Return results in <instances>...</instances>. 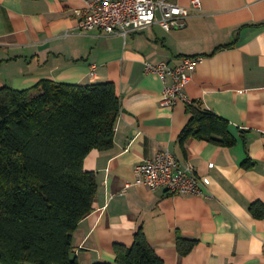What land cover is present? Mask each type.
Instances as JSON below:
<instances>
[{
  "label": "crops",
  "instance_id": "0c3cea01",
  "mask_svg": "<svg viewBox=\"0 0 264 264\" xmlns=\"http://www.w3.org/2000/svg\"><path fill=\"white\" fill-rule=\"evenodd\" d=\"M180 3L189 10L181 26L155 23L125 39L80 32L85 0H0V88L111 81L121 98L113 146L84 161L98 191L74 233L80 264L115 262L116 244L131 246L139 229L164 264H264V215L254 212L264 210V0ZM195 56L184 92L227 121L231 143L182 141L189 103L163 105L164 83L145 66ZM164 148L195 166L202 194L127 186L136 166ZM180 239L194 242L189 252Z\"/></svg>",
  "mask_w": 264,
  "mask_h": 264
},
{
  "label": "trees",
  "instance_id": "16d2710c",
  "mask_svg": "<svg viewBox=\"0 0 264 264\" xmlns=\"http://www.w3.org/2000/svg\"><path fill=\"white\" fill-rule=\"evenodd\" d=\"M188 109L182 141L192 136L232 142L226 120L201 103L191 102ZM121 110L111 81L44 79L28 89L0 88L1 264H80L74 233L98 191L96 174L84 161L92 149L113 146ZM193 245L179 240L183 254ZM115 252V262L95 264H164L141 229L131 246L116 244Z\"/></svg>",
  "mask_w": 264,
  "mask_h": 264
},
{
  "label": "built area",
  "instance_id": "2783aa9c",
  "mask_svg": "<svg viewBox=\"0 0 264 264\" xmlns=\"http://www.w3.org/2000/svg\"><path fill=\"white\" fill-rule=\"evenodd\" d=\"M86 7L78 10L79 31L101 30L106 34H117L125 39L137 29L159 23L165 30L184 24L189 15L180 0H85ZM200 6V0H193ZM201 57H184L182 63L171 67L167 62H145L148 72L156 73L164 83L161 103L173 106L179 100L191 103L184 86L190 80ZM95 65L93 69H95ZM173 82L167 83L168 77ZM213 166V163L210 164ZM202 179L190 162L179 160L168 148L161 149L135 168V180L128 183L145 184L157 189L166 188L172 194H202Z\"/></svg>",
  "mask_w": 264,
  "mask_h": 264
}]
</instances>
